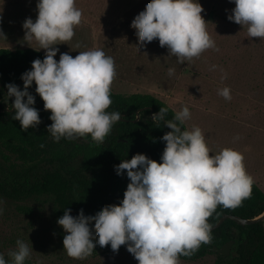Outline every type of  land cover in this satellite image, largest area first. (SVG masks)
<instances>
[{"label": "clouds", "instance_id": "obj_1", "mask_svg": "<svg viewBox=\"0 0 264 264\" xmlns=\"http://www.w3.org/2000/svg\"><path fill=\"white\" fill-rule=\"evenodd\" d=\"M232 2L235 7L227 18L246 25L249 37L264 38V0ZM36 9L35 21L28 17L22 24L23 41L28 46L35 41L45 55L42 60L34 59L31 70L22 73L23 89L15 83L5 85L8 97H14L12 118L20 122L23 131L41 123L33 107L35 97L28 91L35 82V92L51 113L47 131L54 142L86 134L103 141L113 123L122 117L119 110H106L112 101L115 57L94 49L79 51L75 57L60 53L57 61L56 46L73 38L82 11L75 6V0H37ZM203 11L199 0H146L131 24L141 47L157 39L178 63H183L206 49L216 48L201 15ZM174 71L169 68L168 74ZM218 94L231 99L227 87ZM167 111L160 107L152 119L163 120ZM189 117V108L182 106L172 120H165L171 131L161 137L166 142L161 162L135 154L114 166L117 175L126 170L130 181L119 204L88 214L82 208L76 215L65 209L57 223L65 230L63 246L69 255L87 256L97 244L110 245L113 252L124 245L138 264H179L180 255L189 256L201 243L210 242L212 225L208 218L218 205L236 208L251 196L253 179L244 168L242 154L223 148L210 155L198 126L182 129ZM3 211L0 207V215ZM92 220L94 224L89 223ZM94 235L98 237L95 240ZM16 245V250L9 252L10 261L0 254V264H24L31 249L19 239Z\"/></svg>", "mask_w": 264, "mask_h": 264}, {"label": "rangeland", "instance_id": "obj_2", "mask_svg": "<svg viewBox=\"0 0 264 264\" xmlns=\"http://www.w3.org/2000/svg\"><path fill=\"white\" fill-rule=\"evenodd\" d=\"M199 3L216 48L206 49L191 60L178 63L157 39L140 46L131 20L145 7L146 0H75V6L89 12L90 20L81 17L73 38L56 46L59 52L54 58L58 61L60 53L75 57L79 51L94 49L114 56L117 71L112 91L124 95L151 93L166 99L175 112L187 106L190 117L184 122L186 130L193 126L202 130L210 155L223 148L242 154L247 174L264 190V42L249 37L246 25L227 18L235 7L232 0ZM214 3L219 12L218 20L212 22L207 12ZM36 4L37 0H0V32L4 35H0V48L20 44L39 50L35 41L29 46L24 43L22 28L26 18L35 21ZM169 68L175 69L171 76ZM224 87L230 90L231 99L218 94ZM8 99L6 92L1 104L8 107ZM9 158L21 163L0 145V163L9 164ZM126 187L124 183L112 185L110 195L117 204ZM0 201L4 209L0 215V254L6 262L12 259L9 252L16 250L19 239L31 249L25 260L33 264H138L127 249L91 252L84 257L69 255L63 246L65 230L57 223L61 216L50 196L14 200L0 193ZM217 259L215 252L194 259L180 255L179 264H216Z\"/></svg>", "mask_w": 264, "mask_h": 264}, {"label": "trees", "instance_id": "obj_3", "mask_svg": "<svg viewBox=\"0 0 264 264\" xmlns=\"http://www.w3.org/2000/svg\"><path fill=\"white\" fill-rule=\"evenodd\" d=\"M77 7V6H76ZM79 8V7H77ZM82 17L90 20V14L81 9ZM219 12V10H218ZM217 6L214 3L207 12V17L215 22L218 18ZM264 42V38H257ZM45 52L17 44L13 48H0V109H12V97L8 99V107L1 104L5 97L8 83H19L23 89L22 73L31 70L34 59L44 58ZM35 82L28 89L35 97L33 107L38 110L41 123L35 128L21 130L18 120L12 117L15 110L0 113V145H3L15 160L6 159L0 163V193L14 200H26L38 196H50L58 207L62 217L65 209L71 214H78L82 208L85 214L95 213L101 207L117 204L111 198L112 185L128 184L129 178L124 174L117 175L114 166L122 160L131 159L135 154H144L148 158L160 161L166 142L161 137L171 131L165 120H172L175 114L166 99L148 93H133L124 95L111 90L112 101L107 111L119 110L125 121H116L103 141L95 140L90 134L76 139L61 138L54 142L47 126L50 110H45L43 100L35 92ZM26 99V98H25ZM160 107L168 111L164 120H153V113H158ZM137 116H139L137 120ZM145 116L149 118L145 119ZM185 127V125H181ZM43 144V147L40 145ZM117 181V184H116ZM264 213V190L253 182L251 196L242 201L236 208H225L218 205L208 218L214 225L224 214L236 215L251 219ZM94 224V220L89 221ZM95 232V229H92ZM211 240L201 243L199 248L185 258H202L211 253L213 247L221 248L226 243L234 241L230 256L216 253V264H264V221L256 224L239 226L231 219H226L216 230L211 231ZM94 240L97 236L92 237ZM126 249L121 245L118 252ZM112 251L110 245L104 247L98 244L93 252ZM113 252V251H112ZM24 264H33L25 260Z\"/></svg>", "mask_w": 264, "mask_h": 264}, {"label": "water", "instance_id": "obj_4", "mask_svg": "<svg viewBox=\"0 0 264 264\" xmlns=\"http://www.w3.org/2000/svg\"><path fill=\"white\" fill-rule=\"evenodd\" d=\"M17 86H19V83L17 84ZM14 100V97H12V101ZM12 109H0V113H3L5 111H12ZM153 114H156V113H153L152 112V109H151V117L153 116ZM139 116H137V120H138ZM164 120V119H163ZM117 121H125L124 118H121ZM116 122V121H115ZM182 129H185L184 127H182ZM226 219H231L233 220L234 222L237 223V225L239 226H247V225H252V224H256L258 222H262L264 221V213L259 216V217H256V218H251V219H246V218H241L239 216H236V215H231V214H224L212 227H211V231L213 230H216L217 228H219ZM234 244V241H230L228 243H226L224 246H222L221 248H218V247H213L212 248V251L215 252V253H218V254H221V255H224V256H230L231 254V249H232V246Z\"/></svg>", "mask_w": 264, "mask_h": 264}, {"label": "flooded vegetation", "instance_id": "obj_5", "mask_svg": "<svg viewBox=\"0 0 264 264\" xmlns=\"http://www.w3.org/2000/svg\"><path fill=\"white\" fill-rule=\"evenodd\" d=\"M151 117V116H150ZM234 245V244H233ZM233 247V246H232ZM231 251H232V249H231Z\"/></svg>", "mask_w": 264, "mask_h": 264}]
</instances>
